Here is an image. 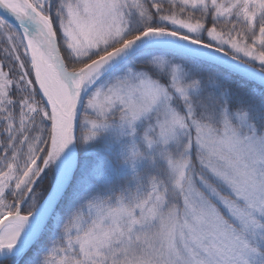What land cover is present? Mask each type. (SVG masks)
Instances as JSON below:
<instances>
[{"label": "snow or ice", "instance_id": "6c2138e0", "mask_svg": "<svg viewBox=\"0 0 264 264\" xmlns=\"http://www.w3.org/2000/svg\"><path fill=\"white\" fill-rule=\"evenodd\" d=\"M0 264H264V0H0Z\"/></svg>", "mask_w": 264, "mask_h": 264}]
</instances>
